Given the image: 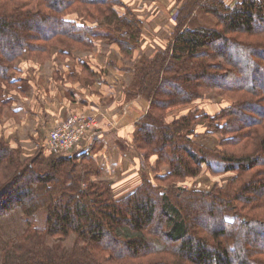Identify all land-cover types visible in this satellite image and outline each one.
I'll return each mask as SVG.
<instances>
[{"label": "trees", "instance_id": "1", "mask_svg": "<svg viewBox=\"0 0 264 264\" xmlns=\"http://www.w3.org/2000/svg\"><path fill=\"white\" fill-rule=\"evenodd\" d=\"M178 1L173 41L129 90L151 101L136 144L155 178L117 199L85 152L25 162L0 134V264H264V0ZM141 17L123 0H0V114L24 53L70 57L100 33L129 57ZM209 93L221 100L202 112ZM201 121L215 146L196 138ZM204 173L215 185L194 188Z\"/></svg>", "mask_w": 264, "mask_h": 264}, {"label": "crops", "instance_id": "2", "mask_svg": "<svg viewBox=\"0 0 264 264\" xmlns=\"http://www.w3.org/2000/svg\"><path fill=\"white\" fill-rule=\"evenodd\" d=\"M159 2H150L157 6L156 13L145 15V11L139 12L145 18L143 30L151 38L146 52L137 47L129 58L124 56L117 44L100 40L96 49L82 51L88 55L85 58L78 57L79 54L74 59L55 57L56 60L48 59L39 68L34 64L37 68L35 71L27 60L21 62L18 69L23 72L24 78H28L27 85L23 90L18 84L19 80L16 90L9 92L10 106L0 114V134L3 138L12 145L21 143L31 149L26 150L36 152L35 149L46 142L49 131L70 113L99 112L97 124L70 154L85 152V156H88L85 158H90L101 167L97 177L115 184L116 191L124 196L138 189L145 176L154 179L157 172L151 168L145 153L136 144L139 136L137 124L149 112L151 101L141 94L130 96L129 90L139 60L152 55L158 48L156 44L165 42V45H169L173 41L175 20L172 13L182 3L178 0H163L164 6H160ZM98 54L103 58H98ZM212 98L213 95L206 94L194 104L202 112H208L210 107H215L214 102V106L209 102ZM171 110L179 111L180 108ZM200 124L198 127L204 129L205 126L206 130L199 128L196 138L206 144L212 135L216 145L220 135L211 133L208 123L201 121ZM83 157L81 155L79 160L82 161ZM202 176H208V173ZM193 186L202 187V184L197 180Z\"/></svg>", "mask_w": 264, "mask_h": 264}, {"label": "rangeland", "instance_id": "3", "mask_svg": "<svg viewBox=\"0 0 264 264\" xmlns=\"http://www.w3.org/2000/svg\"><path fill=\"white\" fill-rule=\"evenodd\" d=\"M125 3H127L130 8L133 10V12L135 11L136 13H138L140 16H142L141 18L143 20H145L144 18V15L140 14L139 12L141 11H145L144 14L147 15H152L154 13H156L158 11V8L155 4H152L150 3L152 0H123ZM160 1L159 4L160 6H164V2L163 0H158ZM238 0H227V3H229L231 6L236 3ZM233 2V3H232ZM177 12L178 11H173L172 15L174 16L173 19H175V16L177 15ZM79 21L81 23L85 22V20L83 18H78ZM93 24H96L95 21H93ZM107 28H104V27H97V31H104L106 30ZM168 30V28H166ZM171 30V29H170ZM172 33H173V30H172ZM151 34V33H150ZM95 37H93V40H94V46L90 49V48H85L84 46H78V48L76 46H71L72 47V50L73 52L71 53L70 57H66V58H71V59H74L76 56L75 55H78V57H82V58H85L84 56H87L86 54L82 53V51H85V52H89L91 50H93L94 48L96 49L97 48V43L100 42V40H102V42H105V43H109V44H112V41L109 39V38H101L99 37L100 36V33H97V34H94ZM90 37V35H89ZM149 39H151L149 37V34L147 35V33L145 32V36L141 39V42H140V45L138 46V48L140 49H143V51L146 52V48H149L147 45L149 44ZM158 47L157 50L159 49H163L165 47H167L168 45H165V42H162V43H158L156 44ZM137 48V47H136ZM135 49V48H134ZM153 51L152 55L157 51ZM122 51V50H121ZM58 52H59V49L57 47L54 48L53 52H51L52 54L50 55V58L48 59H54L56 60V58H61L63 57L62 55H58ZM134 52V51H133ZM100 53V52H99ZM123 53V51H122ZM124 54V53H123ZM125 56V55H124ZM56 57V58H55ZM65 57V56H64ZM98 58H103V56L101 54H98L97 55ZM132 57V54L129 56V58ZM64 59V58H62ZM24 60H27L29 62V65L31 67H33L34 71L35 69L41 67L44 62L42 61H39L38 58H36V56H32V53H24V55L18 60V68L21 67V62L25 63ZM83 60V59H82ZM46 61V60H45ZM84 61V60H83ZM34 64H36L37 68H35ZM33 70H29V71H33ZM12 76L15 77V78H18V80H20V82H18V84L20 86H23V88L25 87L26 88V85H27V79L28 78H24L23 77V72H19V69L17 71H14L12 73ZM8 88V87H7ZM210 94V93H209ZM8 95H10L9 91L6 89L5 92H4V96L8 97ZM212 95V94H210ZM221 98L219 97H215L213 96V98L211 100H209V102L212 104V102H214V105H216V107L214 109H216L218 107V103L220 102ZM7 109V108H6ZM75 112H79V113H87V114H97V117H98V114L99 112H88V111H75ZM75 112H72L70 113L66 118H68L71 114L75 113ZM65 118V119H66ZM65 119H62L59 123H57L50 131H49V134L46 138V142L44 143L43 146H40V147H35L36 149V152L35 151H29L31 150L29 147H25L23 145H21V143H17V144H11L15 150L18 151V153L20 154V158L22 159V161H25V162H29L31 161L33 158H35L37 155L40 156V159L43 160V163L46 162L47 159H50L49 156L46 154L47 153V150H46V147L47 146L46 144L48 143V140H49V136H50V133L53 129H55L58 125H60ZM96 124H97V121H96ZM95 124V125H96ZM215 142H216V139L214 136H210V139L209 140H206V144L208 146H214L215 145ZM209 143V144H208ZM26 149H29V150H26ZM70 152L72 151H69L68 153L70 154ZM143 159V158H142ZM83 169V167L81 168ZM203 177V178H202ZM197 182V181H196ZM198 182L199 184H202V187L200 186H194V188H203V190H208V189H212V186L215 185V177H210L209 175L208 176H200L198 178ZM113 188H114V194L116 195V198L117 199H122L123 197H125L124 195L125 194H120L119 192L116 191V185L113 184L111 182ZM187 184H183L182 186L183 187H186ZM135 191V190H134ZM46 213V212H45ZM43 213V212H40L37 214V216H32L31 217V220L34 221V223L39 226V227H43L45 224V217H46V214Z\"/></svg>", "mask_w": 264, "mask_h": 264}, {"label": "built area", "instance_id": "4", "mask_svg": "<svg viewBox=\"0 0 264 264\" xmlns=\"http://www.w3.org/2000/svg\"><path fill=\"white\" fill-rule=\"evenodd\" d=\"M97 114L75 112L66 118L50 133L46 150L50 154H63L72 151L93 128Z\"/></svg>", "mask_w": 264, "mask_h": 264}]
</instances>
